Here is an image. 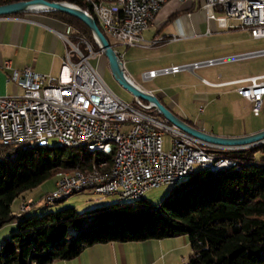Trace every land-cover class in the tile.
Returning <instances> with one entry per match:
<instances>
[{
  "label": "built area",
  "instance_id": "2783aa9c",
  "mask_svg": "<svg viewBox=\"0 0 264 264\" xmlns=\"http://www.w3.org/2000/svg\"><path fill=\"white\" fill-rule=\"evenodd\" d=\"M95 1L103 13L97 26L107 38L116 54H122L115 47H147L142 33L154 21L159 10L169 0H108ZM190 4L193 0H176ZM201 9L207 18L215 20L218 27L226 28V20L233 19L253 39L264 38V0H200ZM219 11L222 17H215L209 11ZM87 12V11H86ZM88 13V12H87ZM92 15V13H89ZM62 41L65 52L57 76L40 75L29 68L12 70L7 82L15 84L20 93H0V150L23 143H38L54 138L66 144L91 140L92 146H99V138L116 137L119 143V164L116 173L108 179H86L79 175V169L67 171V179L54 185L46 196V205L67 194V187H76V194L89 191L100 197L116 195L136 196L146 191L171 183L185 169L194 163L218 165L232 163L214 157L219 145L196 139L165 120L156 117L147 104L128 103L117 97L106 85L97 67L88 43L74 35L70 25L62 31H55ZM160 40L154 39L151 44ZM112 42V43H111ZM79 44L84 45L83 50ZM207 61L203 65H212ZM201 64H193L195 68ZM10 63L0 65V72L9 69ZM185 67H171L161 71H149L144 78L158 74L177 73ZM228 84L239 85L238 95L252 105V114L259 115L264 101V76L251 77ZM123 127H128L126 130ZM171 138L170 150L163 149V136ZM107 151L112 152V146ZM228 148V147H227ZM232 148V147H231ZM243 150L242 148H239ZM4 156L0 151V157ZM30 201L22 203V213L30 209ZM182 264H191L189 257Z\"/></svg>",
  "mask_w": 264,
  "mask_h": 264
},
{
  "label": "trees",
  "instance_id": "16d2710c",
  "mask_svg": "<svg viewBox=\"0 0 264 264\" xmlns=\"http://www.w3.org/2000/svg\"><path fill=\"white\" fill-rule=\"evenodd\" d=\"M18 1L23 0H0V5ZM46 1L91 9L86 0ZM42 13L70 25L75 36L94 45L89 29L78 19L59 12ZM0 151L4 155L0 159V228L17 220V229L0 244V264H50L73 259L95 244L178 236L188 239L191 264H264L263 145L227 152L242 166L217 173L198 169L172 186L157 204L144 198L117 201L91 211L90 220L72 207L42 216H13L11 206L58 172H90L94 166L99 169L101 162L109 169L113 157H96L83 149L58 145L25 144ZM256 151L262 153L258 158Z\"/></svg>",
  "mask_w": 264,
  "mask_h": 264
},
{
  "label": "crops",
  "instance_id": "0c3cea01",
  "mask_svg": "<svg viewBox=\"0 0 264 264\" xmlns=\"http://www.w3.org/2000/svg\"><path fill=\"white\" fill-rule=\"evenodd\" d=\"M209 12L215 17L222 16V13L217 10ZM226 24V28H220L215 20L208 19L207 13L201 9L200 0H193L190 4L169 0L159 10L151 25L142 33L143 40L144 35L150 40L148 42L144 40V43L150 44V46L129 48L144 50L154 46L152 49L159 51L163 49L172 50L170 53L174 55L175 53L176 55L199 53L202 50L201 43L203 42L201 40L210 39L211 35L217 34L222 29L246 31L240 28L239 23L233 19H227ZM64 25L42 12L24 13L18 16H0V65L5 61L10 63L9 69H3L0 72L1 94L20 93V89L15 84L6 81L12 70L21 71L24 68H29L36 74L57 76L64 58L65 48L62 41L55 35V31H62ZM154 39L160 41L151 44ZM195 44L198 46L194 49L192 47ZM207 50L210 52L213 49ZM123 55L121 58L124 57ZM262 55H264V48L258 45H243L240 47V51L233 52L232 50L226 54L215 51L214 53L210 52V54H202L199 60L188 59L180 61L178 65L172 64L171 67H185L182 70H187L185 72L196 76L198 83L192 84L190 91L178 88L180 80H177L178 83L175 82L154 89L142 88L136 79L139 77V73L135 72L133 67H128L131 62L125 63L123 59L121 60L130 81L139 88L154 94L163 105L179 118L211 135L241 137L264 130V114L260 122L247 123L248 116L245 115L252 114V105L237 94L235 89L239 85L228 83L251 77H263L264 68L246 72L240 70L238 65H233L238 64L236 60ZM207 61H214V63L212 65L202 64ZM193 64L201 65L193 68ZM182 70L171 73V75L177 78L186 74ZM149 71L153 70L141 74L143 81H154L158 75H162L144 78L143 75ZM7 86H11L10 94L5 92ZM183 98L202 104L203 107H200L199 111L204 114L206 110H209L213 116L212 119L208 121L189 119L188 116H185L180 104L184 100ZM224 110L225 112H223ZM262 112L264 113V101L259 115H252L259 117ZM33 207L34 205L21 215L26 216L25 213L31 215ZM11 213L13 216L17 215L15 212ZM11 228L14 229V225ZM190 253L191 248L188 239L185 236H178L143 242L95 244L83 250L73 259L55 261L50 264H182V260Z\"/></svg>",
  "mask_w": 264,
  "mask_h": 264
},
{
  "label": "rangeland",
  "instance_id": "374dc122",
  "mask_svg": "<svg viewBox=\"0 0 264 264\" xmlns=\"http://www.w3.org/2000/svg\"><path fill=\"white\" fill-rule=\"evenodd\" d=\"M222 16L218 15V17H222ZM228 22H229V20H228ZM73 32H74V30H73ZM210 37H211L210 39L205 38V39L201 40L203 42V43H201L202 50L199 53H186L185 55H178V54L176 55V53H175V55L171 54L170 52H172V50L169 51V49H163L161 51H159L157 49H152V47L154 48V46H151L148 49H144V50L143 49H134V48L125 49L124 47L116 46L115 50L120 52V54H124L123 55L124 57L121 58V59H123V62H125V63L131 62L132 65L129 63L128 67H133L134 71L139 73V77H136V79L142 88L154 89L157 87H163L167 84H174L175 82L178 83L177 80H180V82H179L180 85L178 86V88H181L185 91H190L191 85L197 84L198 81H197V78L195 75H193V74L190 75L189 73L185 72L187 70H182V72H185L186 74H182V75L178 76L177 78H174L171 75V73H169L167 75L166 74L158 75L154 79V81L151 80L149 82L143 81L141 79V74L143 72L148 71V70L161 71L163 69H168V68H171L172 64L178 65V64H180V61H185L188 59L199 60V58L202 54L203 55L208 54V53L210 54V52L214 53L215 51H217V52L226 54L232 50H233V52L240 51V47L243 45L244 46L258 45V46L264 48V39H253L247 31L222 29L217 34H213ZM79 38L80 37L77 36V37H73L71 40H73V42L76 44V43H78ZM80 39H82V38H80ZM82 40L85 41L86 43H88V45L90 46V49H91V51L95 57L90 62L93 66L97 67L98 71L102 75V78H103L104 82L106 83V85L108 86V88L117 97H119L121 100L128 102V103H131L132 101H134L132 95L129 92H127L124 88H122L112 77V75L108 69L107 61H106L104 55L100 52L98 46L95 44L93 38H92V40H93L94 45L85 39H82ZM144 40L147 42L150 41L149 38L146 37V35H144ZM198 44H195V46L192 48L195 49L198 46ZM146 45L150 46V44H146ZM95 46L98 48V50H96L94 48ZM83 48H84V45L79 44V49L83 50ZM209 48L213 49V50L209 52V50H207ZM236 63H238V64H233V65H238L240 70H244L246 72L249 70L251 72L257 71V70H262L264 68V55L258 56L255 58H248V59H244V60H236ZM228 66H229V64H228ZM228 68H230V67H228ZM5 92L10 94L11 93V86H7ZM2 95H4V94H2ZM183 99L184 100H182V102H180V104H181L182 109L185 113V116H188L189 119H191V120H197L198 119V120H204V121L205 120L208 121V120L212 119L213 116L209 112V110H206L204 114H202L199 111V108L203 107L202 104L200 105L199 103H194L192 101H189V99L187 100L186 98H183ZM223 112H225V110ZM243 112L246 113V111H243ZM263 114L264 113L262 112L259 117H254L251 113H249L248 115H245V116H248L247 123L254 124L256 122H260L262 120ZM169 125H171V124H169ZM127 128L128 127H123L124 130H126ZM170 142H171V138L168 135H164L163 136V149L165 151L170 150V147H171ZM49 144H50V146L57 145V140L54 138H51L49 140ZM261 144L264 146V142H262ZM219 146H221V145H219ZM223 147H225V146H223ZM228 148H231V147H228ZM233 148H235V147H233ZM236 148H242V147H236ZM252 148H254L253 145L243 146V150L252 149ZM241 150L240 149L239 150L232 149V151H241ZM218 155L221 156V157L219 156L220 158H229V159H231L237 163L236 167H232L229 169H237L238 167L242 166V162L240 160L238 161L236 159L231 158L227 153H220ZM261 155H262V153L260 151L255 152V156L257 158L260 157ZM95 156L97 157V154H95ZM198 169H204V168H201L200 165H196L195 171H197ZM229 169L218 170V171H211L210 169H204V170H208L210 172L217 173V172H222V171L229 170ZM56 176L57 175L49 178L47 181H45L44 183H42L38 187L27 192L25 194L26 199L22 198L23 199L22 200L21 198H17L11 206V212H15L17 214L16 216H18V215L20 216L21 214H23L20 210V206L22 205L23 201L28 202L30 200V202H31V204H29L30 208L34 205V207L31 210V212H32L31 215H33V216H42V215L49 213V212H54L56 210H60L63 208L72 207L76 210V212H78L80 214L85 213L87 215V220H90L91 219V211H93L97 207L104 206L107 204H112V203H115L117 201H121V199L118 198V196H116V195H107V196L100 197V196L95 195L89 191H84L81 193L71 195L70 197H68L67 199H65L63 201L52 202L51 204L46 205L45 198L47 195H49L53 191L54 185L56 184V180H57ZM189 176H190V174L188 172H182L180 174V182H182L183 180H186V178ZM171 187H172V185H167V186H162V187H159L156 189L148 190L144 193L143 198L150 204H157L158 202H160V200H162L164 197H166V195L170 191ZM130 201H131L130 199H126L124 202H130ZM25 215H29V214L25 213ZM13 225H14V229L11 228V226H13ZM16 229H17V220L16 219H13L9 223L2 226L0 228V244L2 242L1 240L3 237L4 238L10 237L12 232H14ZM5 233H6V235H4ZM188 256L189 255H187L185 258H188Z\"/></svg>",
  "mask_w": 264,
  "mask_h": 264
},
{
  "label": "water",
  "instance_id": "95a60500",
  "mask_svg": "<svg viewBox=\"0 0 264 264\" xmlns=\"http://www.w3.org/2000/svg\"><path fill=\"white\" fill-rule=\"evenodd\" d=\"M32 12H59L81 21L89 29L95 44L104 55L108 64V69L114 80L132 95L136 103L145 102L148 109L158 113L167 123L180 131L210 144L232 148L248 145H254L255 148L262 145L261 143L264 142V130L241 137H220L205 133L172 113L154 94L139 88L130 81L125 73L121 58L113 50L107 38L97 26L92 15L82 8L69 2H48L46 0H23L0 5V16Z\"/></svg>",
  "mask_w": 264,
  "mask_h": 264
},
{
  "label": "bare ground",
  "instance_id": "6f19581e",
  "mask_svg": "<svg viewBox=\"0 0 264 264\" xmlns=\"http://www.w3.org/2000/svg\"><path fill=\"white\" fill-rule=\"evenodd\" d=\"M86 1L91 5V9L85 10V11H87L88 13H92V17L94 18L95 22H102L103 20L102 9L100 7H95V1H89V0H86ZM107 1L108 0H100V2H107ZM49 140L38 142V143H23L19 145L37 144L43 147H51L49 144ZM57 145L60 147H66V148H71V149H83L92 155L97 154L98 157L101 156L102 158L113 157L114 161H113L111 168L109 169L105 168L107 165L106 162H101L99 164V169H97V167L94 166L93 170L90 172L82 171L79 169V175H82V177H86V179H108V178H111L116 173L117 165L119 164V143H118V138L116 137L99 138V146H92L91 140H81L78 143L73 144L72 147L70 144H66L62 141L57 140ZM103 146H112V152L107 151V147H103ZM232 149L239 150V148L219 147L218 149L214 150V157H219L220 155L218 154L222 152H226V153L231 152ZM221 159L231 160L229 158H221ZM196 165H200L201 168L210 169L211 171H218V170H224V169L236 167L237 163L233 161L232 163H222V164H218L215 166L213 164L194 163L191 168L185 169L182 172H188L189 174H192L195 171ZM182 172H180L176 177L171 178V183L164 184V186H167V185L174 186V185L179 184L180 174ZM56 177H57L56 183H58L60 180H65L67 179V172L61 171L60 173L57 174ZM67 194H76V187H67ZM143 195L144 194H138L136 196L126 195V196H122L119 198L121 199V201H125L126 199H130L131 201H137V200L142 199ZM68 197H70V195H60L57 197V200H51V203L63 201L67 199Z\"/></svg>",
  "mask_w": 264,
  "mask_h": 264
}]
</instances>
